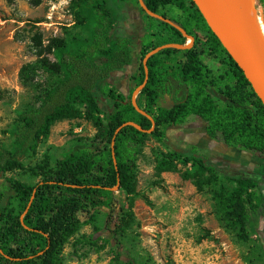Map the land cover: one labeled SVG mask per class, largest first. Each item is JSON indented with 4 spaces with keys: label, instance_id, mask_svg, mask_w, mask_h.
<instances>
[{
    "label": "trees",
    "instance_id": "1",
    "mask_svg": "<svg viewBox=\"0 0 264 264\" xmlns=\"http://www.w3.org/2000/svg\"><path fill=\"white\" fill-rule=\"evenodd\" d=\"M91 15L88 42L54 38L44 46L42 36L35 34L31 44L36 60L23 65L18 73L23 85L37 92V104L16 114L11 133L12 148L0 146V175L21 167V162L32 155L36 145L48 138L51 128L64 120L90 121L97 128L107 130V144L97 153L87 147L75 148L47 176L33 186L14 178L6 180L7 194L0 195V264H58L63 247L76 234L81 222L80 213L110 208L112 188L119 181V189L127 197V209L116 217L113 240L120 245L117 234L124 233L130 224V210L136 189V155L148 134L126 126L116 135L115 131L126 122H133L143 130L151 128V122L132 106L131 94L145 78L142 60L147 53L166 44L185 45L186 38L171 25L145 15L148 32L139 43L120 26L122 9L113 4L137 2V0H78ZM153 13L166 18L159 8L172 0H143ZM264 10V0H258ZM180 21L171 20L194 38L188 50L163 49L147 60L148 79L138 95L137 105L150 116L155 128L150 136L158 141L165 138L164 130L170 126H182L190 118L204 122L205 135L210 140L220 138L221 143L232 149H243L258 154L264 163V107L253 93L218 39L212 34L191 0L180 2ZM202 50L197 46L201 42ZM223 55L230 68L232 85L224 77L214 76L203 63L201 56ZM45 53L52 54L54 61ZM181 56L178 60L177 57ZM135 65L130 76L132 88L124 95L116 89V75ZM44 73L52 81L42 87L37 76ZM209 89L223 99L220 106ZM163 94L172 99L173 105L164 109L158 102ZM2 93L0 92V100ZM113 141V152L111 143ZM113 153V155H112ZM183 155L173 153L161 159L158 173L171 172L175 159ZM185 165L195 169L196 177L218 172V168L194 156L182 159ZM249 176L226 179L235 183L229 194L218 202L224 219L239 228L238 237L247 239L245 232L246 206L256 199L251 189L264 184V177L249 172ZM195 185L200 189L197 181ZM220 196V195H219ZM264 217V196L260 197ZM16 207L27 208L22 219L14 214ZM120 237V236H119ZM119 256V253H118ZM127 264H133L128 260Z\"/></svg>",
    "mask_w": 264,
    "mask_h": 264
},
{
    "label": "rangeland",
    "instance_id": "2",
    "mask_svg": "<svg viewBox=\"0 0 264 264\" xmlns=\"http://www.w3.org/2000/svg\"><path fill=\"white\" fill-rule=\"evenodd\" d=\"M172 1L158 11L166 18L180 21L179 4L187 0ZM113 5L122 9L120 26L129 36L137 38L138 44V39L149 30L147 14L139 0ZM256 9L264 22V10L258 0ZM90 19L89 10L78 0H0V146L12 148L16 114L37 104L35 89L23 85L18 77L23 65L36 60L31 37L40 34L44 46L54 38L68 39L71 44L88 42ZM203 38L199 34V51H203ZM190 43L193 46L194 40L186 39L185 44ZM45 55L54 61L52 54ZM201 59L214 76L224 77L232 85L230 68L223 62L222 54L209 56L204 52ZM36 81L44 87L52 78L39 73ZM208 91L222 106L221 96L214 89ZM164 133L162 141L148 134L138 149L131 222L124 233L117 234L120 245L113 240V227L108 229L109 223L124 214L122 209L128 211L127 197L117 189L112 192L110 208L78 215L81 227L63 247L58 264H127L129 259L133 264H264V217L259 200L264 196V184L249 191L257 199L246 206L247 239H240L238 226L227 225L218 202L219 197L234 190L235 183L220 172H209L194 180L195 169L182 162L184 157L194 156L221 170L233 169L264 177V163L258 154L226 147L220 138L208 139L204 122L196 118H190L182 126H170ZM107 138L106 128H97L90 121L56 123L48 138L37 143L20 168L0 175V195L7 194V179L33 186L39 182V175H50L75 148L87 147L97 153L108 147ZM173 153L183 158L174 160L171 172L158 173V162ZM26 209L16 207L14 214L22 219Z\"/></svg>",
    "mask_w": 264,
    "mask_h": 264
},
{
    "label": "water",
    "instance_id": "3",
    "mask_svg": "<svg viewBox=\"0 0 264 264\" xmlns=\"http://www.w3.org/2000/svg\"><path fill=\"white\" fill-rule=\"evenodd\" d=\"M191 2L197 8L198 12L204 19L206 25L208 26L212 34L218 39L222 48L227 52L229 57L233 60V62L238 67V69L242 72L244 78L250 85L253 93L259 99V101L264 107V63L253 41L249 38V36L242 29H240L234 23L229 21L227 18L221 16L220 14L215 12L213 9H211L206 4L207 0H191ZM139 3L141 5V8L144 10V12L148 16L161 20L171 25L172 27L177 29L184 38L191 39V41L193 42L194 40L193 37L187 35L181 27L175 25L169 19L163 18L162 16L151 12L145 6L143 0H139ZM191 46H192V43L185 44V45L166 44L156 49H153L152 51H150L149 53L145 55V57L142 60L145 78H144L143 83L133 91L130 102L139 114L145 116L146 118L150 120L151 128L149 130H143L139 125L133 122H126L122 124L119 128H117V130L115 131V135L122 128L126 126L133 127L136 130L142 133H146V134H150L154 130L155 123L153 119L138 107L137 102L135 100V97L145 87L147 79H148V68L146 65L147 60L151 56L155 55L157 52L163 49L174 48L178 50H188L191 48ZM111 149L113 152V141L111 143ZM218 172H220L223 175L230 176V177L250 175V174H246L243 172H238L233 169H227V170L218 169ZM107 189L111 192L119 189V181H117L114 187L107 188Z\"/></svg>",
    "mask_w": 264,
    "mask_h": 264
},
{
    "label": "bare ground",
    "instance_id": "4",
    "mask_svg": "<svg viewBox=\"0 0 264 264\" xmlns=\"http://www.w3.org/2000/svg\"><path fill=\"white\" fill-rule=\"evenodd\" d=\"M206 4L249 36L264 63V22L256 0H207Z\"/></svg>",
    "mask_w": 264,
    "mask_h": 264
},
{
    "label": "crops",
    "instance_id": "5",
    "mask_svg": "<svg viewBox=\"0 0 264 264\" xmlns=\"http://www.w3.org/2000/svg\"><path fill=\"white\" fill-rule=\"evenodd\" d=\"M135 70L136 67L135 65H133L127 71L121 72L116 75L117 77L115 82L116 89L124 95L128 94L129 89L132 87V84L130 83L129 79L130 76L135 73ZM158 105L159 107L164 109L170 108L173 105L171 97L169 96L166 97L165 95L161 96ZM220 146H222L221 143ZM221 149H223V147ZM175 150L179 151V149H175Z\"/></svg>",
    "mask_w": 264,
    "mask_h": 264
}]
</instances>
